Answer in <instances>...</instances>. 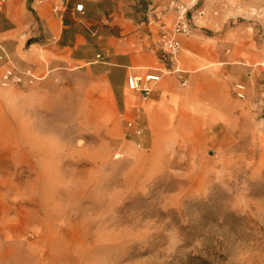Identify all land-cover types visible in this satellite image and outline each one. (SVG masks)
Wrapping results in <instances>:
<instances>
[{"label":"rangeland","instance_id":"rangeland-1","mask_svg":"<svg viewBox=\"0 0 264 264\" xmlns=\"http://www.w3.org/2000/svg\"><path fill=\"white\" fill-rule=\"evenodd\" d=\"M133 1L139 15L146 1ZM234 13L253 36L233 45L264 46V0ZM37 43L35 31L0 39L35 70ZM236 61L193 83L182 72L185 86L173 75L140 138L123 93L84 71L0 85V264H264V58Z\"/></svg>","mask_w":264,"mask_h":264},{"label":"crops","instance_id":"crops-1","mask_svg":"<svg viewBox=\"0 0 264 264\" xmlns=\"http://www.w3.org/2000/svg\"><path fill=\"white\" fill-rule=\"evenodd\" d=\"M145 1L146 8L138 15L131 13L141 6L133 0H4L0 7V39L35 31L45 43L34 44L41 53H29L25 60L37 66L36 72L58 75L84 71L105 87L123 93V112L131 109L134 113L140 108L144 113L165 101L174 89L175 75L165 74L151 83L146 101L126 88L129 76L162 74L165 65L157 42L163 34L173 35L171 0ZM177 1L186 4L191 27L188 35H175L180 42L177 66L191 82L207 63H216L221 70L232 68L238 57L243 65L264 58V46H257L255 41L246 48L244 44L243 48L233 45L239 32L248 39L253 36L250 26L234 25V7L241 0ZM76 4H83V14L74 11ZM128 4L133 7L125 11ZM54 5L59 6L60 17L53 13Z\"/></svg>","mask_w":264,"mask_h":264},{"label":"built area","instance_id":"built-area-1","mask_svg":"<svg viewBox=\"0 0 264 264\" xmlns=\"http://www.w3.org/2000/svg\"><path fill=\"white\" fill-rule=\"evenodd\" d=\"M4 0H0V7H2ZM169 7L175 14V23L173 25V35L167 36L163 34L160 36L157 46L161 55V61L165 65L161 75H145V76H129L126 79V88L132 93L141 94L143 101H146L148 95L152 91L151 83H156L160 80L161 76L165 74H175L181 86L186 85V80L182 75V71L177 66V58L180 53V42L175 37L176 34L188 35L191 32V27L188 21V8L185 3L171 0ZM53 13L56 17L59 15V6L52 7ZM74 11L83 14V4H76ZM97 58H100L98 55ZM43 76H39L35 69L32 67L19 68L13 62L11 56L0 46V85L5 88L11 87H29L34 85ZM235 94L239 99L245 97V86L242 84L235 85ZM133 118L126 122V127L135 137L142 136V129L138 126L137 119L140 115L141 109L135 108ZM141 147L140 143L136 144ZM119 157V155H117Z\"/></svg>","mask_w":264,"mask_h":264}]
</instances>
